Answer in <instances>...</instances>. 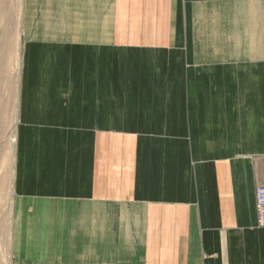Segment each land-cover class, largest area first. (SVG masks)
Instances as JSON below:
<instances>
[{
    "label": "crops",
    "instance_id": "crops-1",
    "mask_svg": "<svg viewBox=\"0 0 264 264\" xmlns=\"http://www.w3.org/2000/svg\"><path fill=\"white\" fill-rule=\"evenodd\" d=\"M9 264H264V0H26Z\"/></svg>",
    "mask_w": 264,
    "mask_h": 264
},
{
    "label": "rangeland",
    "instance_id": "rangeland-1",
    "mask_svg": "<svg viewBox=\"0 0 264 264\" xmlns=\"http://www.w3.org/2000/svg\"><path fill=\"white\" fill-rule=\"evenodd\" d=\"M26 0H0V264H9L23 82Z\"/></svg>",
    "mask_w": 264,
    "mask_h": 264
},
{
    "label": "built area",
    "instance_id": "built-area-1",
    "mask_svg": "<svg viewBox=\"0 0 264 264\" xmlns=\"http://www.w3.org/2000/svg\"><path fill=\"white\" fill-rule=\"evenodd\" d=\"M255 211L258 226L264 227V184H260L256 187Z\"/></svg>",
    "mask_w": 264,
    "mask_h": 264
}]
</instances>
